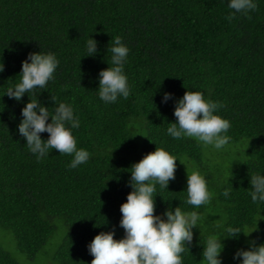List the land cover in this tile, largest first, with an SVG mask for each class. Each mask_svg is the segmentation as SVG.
<instances>
[{"label": "trees", "instance_id": "1", "mask_svg": "<svg viewBox=\"0 0 264 264\" xmlns=\"http://www.w3.org/2000/svg\"><path fill=\"white\" fill-rule=\"evenodd\" d=\"M256 2L255 11L228 21L227 0H0V227L29 261L51 243L57 264H91L87 245L96 234L114 229V238H122L130 167L156 147L179 158L184 171L202 173L213 193L198 209L201 221L183 264H202L207 236L224 234L216 225L256 226L247 237L224 240L223 264H237L234 251L250 241L264 243V204L248 195L250 175L264 174V0ZM90 36L98 42L94 57L84 56ZM116 36L129 48L132 94L105 104L97 77L109 66L106 49ZM40 50L54 53L59 66L38 100L49 110L52 96L71 104L81 122L72 132L90 159L76 169L68 168L71 156L55 149L37 161L17 131L29 97L17 102L4 95L27 54ZM186 90L223 105L217 114L231 122L229 141L242 147L237 156L210 166L204 145L166 134ZM166 91L172 99L161 103ZM177 172L168 189L156 186L154 214L169 205L192 210L183 203L187 172ZM230 184L226 200L220 193ZM0 264H19L1 242Z\"/></svg>", "mask_w": 264, "mask_h": 264}, {"label": "clouds", "instance_id": "2", "mask_svg": "<svg viewBox=\"0 0 264 264\" xmlns=\"http://www.w3.org/2000/svg\"><path fill=\"white\" fill-rule=\"evenodd\" d=\"M227 7L232 11L226 19L231 21L237 13L247 16L249 12L255 11L258 4L256 0H227ZM111 39V47L106 49L110 53V60L106 61L109 66L100 70L97 77V95L105 104L116 103L119 98L126 100L132 94L125 73L129 48L121 37ZM97 43L90 36L85 42L84 56L94 57L98 53ZM58 66L59 60L52 52H29L21 62L18 81L11 84L4 95L17 102L25 94L29 97L21 109V119L17 125V131L24 138L28 151L35 155L37 161L47 157L53 149L69 155L72 157L68 164L71 170L90 159L86 149L77 148L72 132L80 127V119L69 103L57 101L52 96L54 107L49 110L37 98L40 91L47 89L48 83L54 79ZM3 70L2 64L0 72ZM170 99L172 93L166 91L161 103H167ZM221 107V103L206 99L201 91L186 90L182 97L175 100L173 115L176 121L169 123L166 134L176 140L193 138L204 146L221 151L229 143L227 133L231 128V122L217 114ZM42 133L48 134L47 139H42ZM177 159L164 148L156 147L131 165L128 181L131 191L120 205L122 215L119 226L124 230V236L115 239L114 229L96 234L87 245L93 257L91 264H183L182 254L189 251L193 229L199 228L201 221L198 209L211 201L213 193L209 191L202 173L195 169L187 171V196L183 203L191 206L192 210L169 205L162 214H154L156 186L168 189L170 181L175 179ZM250 186L248 195L251 202L264 204V174H251ZM232 189L230 184L220 195L226 200L230 199ZM216 226L222 227L224 234L207 236L202 244V264H223L221 253L226 246L224 240H238L241 233L247 237L256 230V226L247 231L234 225ZM233 260L237 264H264V243L250 241L247 248H237Z\"/></svg>", "mask_w": 264, "mask_h": 264}, {"label": "rangeland", "instance_id": "3", "mask_svg": "<svg viewBox=\"0 0 264 264\" xmlns=\"http://www.w3.org/2000/svg\"><path fill=\"white\" fill-rule=\"evenodd\" d=\"M241 150V146H236L229 141V143L221 151H216L211 146H204L203 155L205 160L210 162V166H215L216 163L220 162L219 158L229 159L230 157H235ZM211 156L213 157V159L211 158ZM215 158H217V160H214ZM176 170L187 172L179 166H176ZM177 174L178 172L175 175ZM183 183L185 184L186 182ZM0 242L17 259L19 264H57L54 261V258H52L55 249L57 248V244L52 245L51 243H49L35 260L29 261L25 254L22 253L17 247L12 233L2 227H0Z\"/></svg>", "mask_w": 264, "mask_h": 264}]
</instances>
